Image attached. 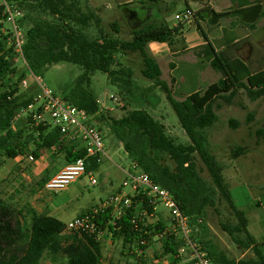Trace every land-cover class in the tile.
Masks as SVG:
<instances>
[{
	"label": "trees",
	"instance_id": "obj_1",
	"mask_svg": "<svg viewBox=\"0 0 264 264\" xmlns=\"http://www.w3.org/2000/svg\"><path fill=\"white\" fill-rule=\"evenodd\" d=\"M6 1L17 8L26 6L33 12L43 11L57 19L55 22L34 21L27 26L25 10L21 9L24 13L20 24L25 36L23 56L27 64L26 71L40 77L48 68L62 63L82 68L83 74L63 100L86 111L93 117V124L100 131L102 126H106L110 134L122 144L133 164L157 185L169 191L190 220L193 241L201 246L213 264H264L260 246L249 232L247 215L235 206L223 176L224 168L209 151L205 137V130L214 127L218 121L215 107L218 101L231 105L240 91H245L253 102L264 98V87L254 89L249 85V81L256 74L262 73L264 67L254 68L257 61H243L250 75L246 81H235L228 68L238 60L237 53L242 50V46L229 42L226 43L225 50L217 51L214 44L206 41L204 46L198 48V57L200 61L203 58L202 61L220 73L222 78L206 91L193 93L186 100L178 101L167 83L161 80L160 65L150 54L148 45L159 43L173 47L178 35L184 30L183 26L171 28L166 23L157 24L147 20V12L151 8L146 7L128 10L129 18H145L143 26L132 32L131 41L124 42L113 38L93 40L83 30L93 20L98 23L99 20L93 13H82L76 4L68 3V0ZM252 10L260 11L261 7L257 6ZM234 14H217L205 7L193 13V20L203 34L201 22L216 25L222 18ZM263 17L264 11L261 10L255 21ZM4 27L3 11L0 9V156L15 160L25 156L33 147L31 154L35 160H39L44 151H56L64 155L68 164L86 159V171L98 172L100 164L95 158H87L81 142L67 143L59 130L37 126L31 117L18 120V116L34 102L36 95L29 94L31 88L23 91L19 87L27 78L26 71L21 72L16 67L15 60L19 59V55L15 52L13 35H5L2 32ZM254 27L255 24L252 28ZM127 53L140 55L144 65L142 75L153 82L152 87H139L132 70L119 63L117 57ZM203 63L199 62L198 66ZM115 66H119V69ZM96 72L108 76L129 107L147 103L154 99L155 90H162L189 143L177 144L167 135L165 127L145 109L135 107L120 118L103 113L96 94L90 89ZM186 74L189 77L187 72ZM231 125L238 127L234 120ZM245 154L246 149L238 147L234 150L233 157L236 159ZM198 161L206 167L211 182L201 176ZM134 201L138 210L148 207L145 202L140 205L137 198ZM222 201L228 205L230 219L220 222L221 229L240 249L252 250L254 258L230 259L208 239V210H216ZM136 214L134 207L128 210L119 221V231L113 232L114 236L123 239L124 247H130V252L140 247L141 240L148 244L151 237H158L169 225V221L159 215L157 224H140L136 229L131 223ZM109 217L110 212L98 216L97 223L102 229L106 227ZM64 231L65 224L56 218L38 214L30 207L18 210L0 197V264H41L46 254L54 263L61 257L65 259L63 264H101L100 243L83 235L66 236ZM110 231H113L112 228ZM160 241L163 254L171 258L168 264H192L179 257V250L184 245L181 237L168 236ZM146 247L140 249L144 250Z\"/></svg>",
	"mask_w": 264,
	"mask_h": 264
},
{
	"label": "rangeland",
	"instance_id": "obj_2",
	"mask_svg": "<svg viewBox=\"0 0 264 264\" xmlns=\"http://www.w3.org/2000/svg\"><path fill=\"white\" fill-rule=\"evenodd\" d=\"M200 1L205 2V0H68V3L76 4L82 13L95 14L99 23L97 20H93L90 26L83 30L93 40L113 38L124 42L131 41L132 32L143 26L142 22L145 18H129L128 10L146 7L151 8L147 12L149 13L147 20H152L157 24L166 23L170 27L175 26V28L183 26L186 30L178 35L175 45L171 48L172 53L178 54L157 61L162 71L161 80L167 83L174 97L178 101H182L189 94L206 91L208 87L217 84L222 78L220 73L202 61L203 58L201 61L197 60L198 54L195 53L198 52V48L194 49L195 53L187 51L188 44L185 36L186 33L197 32L195 21L192 19L191 22H181L177 19L188 10L196 13ZM21 9L25 10V25L27 26L34 21L55 22L57 20L43 11L33 12L26 6ZM143 13L145 14V12ZM200 24L204 33L210 35L214 33V29L207 22ZM6 27L10 29L9 25ZM78 29L81 28L78 27ZM239 33L243 37L249 32L240 30ZM199 35L203 39L201 33ZM216 45L221 47L220 43ZM257 45L261 46V44ZM151 55L154 57L153 54ZM247 56L248 48H245L241 60H235L229 65V72L235 81H246L250 75L243 63ZM117 59L123 67L132 70L133 78L139 87L153 86V82L142 75L144 65L139 54L127 53ZM196 61L204 63L198 66L194 63ZM256 64L257 66L254 68L264 67V61H257ZM15 65L21 72L27 69L20 59L15 60ZM176 66L178 70L172 73ZM115 68L119 69V66H115ZM82 74L81 67L62 63L48 68L39 78L44 86L58 98L63 99ZM26 76L31 88L29 94L38 96L41 91L35 82V77L30 71H26ZM249 85L254 89L264 87V72L255 75L254 79L249 81ZM90 89L96 94L103 113L120 118L135 107L145 109L165 127L167 135L177 144L189 143L187 135L182 130L178 118L162 90H155L154 99H150L147 103L129 107L120 96L119 89L109 81L108 76L104 73L96 72L94 74ZM215 107L218 121L214 127L205 130L207 147L223 166V176L234 204L247 215L249 232L256 238L264 255V98L253 102L245 91H240L231 105L224 101H218ZM232 120L238 123V127L231 125ZM102 132L106 157H103L99 171L94 173V178L98 182L96 186L91 185L88 176H84L67 186L63 191H46L44 184L49 175L56 173L57 164H59L56 163L57 160L61 159L65 164L67 162L64 155L58 154L56 151H44L43 157L35 160L31 154L34 148L31 147L24 156V160L19 163L0 156V197L18 210L30 207L40 213L45 210L46 204L53 211L54 218L67 224L96 208H100L119 190L129 192L128 188H123V184L127 180L125 170L131 169L133 162L125 153L122 144L110 134L106 126H102ZM238 147L245 148L247 154L235 159L233 152ZM46 163L49 164L48 167L43 170L37 169L38 166ZM198 169L201 176L211 182L206 167L200 161H198ZM258 201H261L262 206H257ZM156 208L165 220H170V211L164 204L158 203ZM256 216L258 220H256ZM228 219H230V211L225 201L218 204L216 210L209 209L207 224L210 234L208 239L220 251L225 252L230 259L254 258L252 250L240 249L223 232L220 222ZM146 223L153 226L151 220ZM65 235L72 236L71 234ZM106 241L110 245L107 247L108 251L106 252L105 249L104 252L105 254L112 253L113 257L110 259V255H107L105 263L108 260L112 262L111 264H168L171 262V258L163 254L162 242L158 237H151L144 249V255L130 253L129 248L124 247L121 237L106 235ZM59 258V261L54 263L46 254L41 264L65 263V259Z\"/></svg>",
	"mask_w": 264,
	"mask_h": 264
},
{
	"label": "built area",
	"instance_id": "obj_3",
	"mask_svg": "<svg viewBox=\"0 0 264 264\" xmlns=\"http://www.w3.org/2000/svg\"><path fill=\"white\" fill-rule=\"evenodd\" d=\"M0 9L3 11L5 23L2 32L5 35L8 33L13 35L15 52L27 67L23 56L25 36L20 24L24 13L20 8L12 6L6 0H0ZM177 19L181 22H191L193 13L188 10L182 17L178 16ZM6 25H9L10 29ZM33 76L41 93L18 116V120L31 117L37 126L40 125L59 130L67 143L81 142L86 150L87 158H95L97 163L101 164L103 157H106L104 136L103 132L93 124V117L88 115L86 111L73 107L63 99L58 98L49 88L43 85L39 77H36L34 74ZM19 87L23 91L29 90L30 85L27 78L20 83ZM84 176L89 177L91 185L96 186L98 184L94 178V173L86 171V159H79L74 163L67 164L59 174L44 184V188L48 192L63 191L67 186ZM126 176L127 180L124 182L123 188H128L129 192L121 190L112 195L100 208H96L65 224L64 234L87 236L103 244L106 235L113 236V232L119 231V221L133 207L136 209L137 214L133 217L131 223L136 229L140 224L151 225L146 223L149 220L152 221V225L157 224L160 214L156 206L158 203H161L170 211V220H168V227L158 236V239L164 240L168 236L181 237L184 245L179 250L180 258L192 264H213L201 246L193 241L190 220L181 211L169 191L157 185L147 174L141 172L135 164L126 173ZM135 198L139 199L140 205L145 202L148 207L138 210L137 206H134ZM107 212H110V217L106 223V227L102 229L97 223V218ZM110 228L113 231H110ZM139 246L145 247L147 246V242L141 240ZM140 247L136 251L131 252L133 254L144 255V250L140 249ZM128 248L130 251V247Z\"/></svg>",
	"mask_w": 264,
	"mask_h": 264
},
{
	"label": "crops",
	"instance_id": "obj_4",
	"mask_svg": "<svg viewBox=\"0 0 264 264\" xmlns=\"http://www.w3.org/2000/svg\"><path fill=\"white\" fill-rule=\"evenodd\" d=\"M257 6H260L261 10L264 11V0H207L205 2H201V1L200 3L198 2V8L196 12L207 7L213 10L217 14H234V13L235 14L229 17L222 18L216 25H210L214 29V33L212 35L206 32L205 33L203 32L202 34L198 30L197 26L195 25L197 32L195 33L194 31H192L191 33H188V34L186 33V36H185L186 42L188 44L187 51L190 53L191 52L195 53L194 49L204 46L206 44V41L214 44V46H216L217 48V51H223L227 48L225 46L226 43L234 42L232 45L242 46V50L237 53L239 57L238 59L242 58V55L245 52V48H248L247 59H244L243 61L245 62H254L258 60L263 61L264 60V17L261 18L259 21H255L257 14L261 11V10L260 11L252 10L254 7H257ZM254 24H255V27L252 28ZM171 28H175V26ZM185 30L186 29L184 28L183 32ZM202 30H203V27H202ZM240 30H246L249 33L245 34V36L242 37L239 33ZM200 33L203 39H201V36L199 35ZM217 43H220V46H221L220 48L216 45ZM257 44H261V46H258ZM171 48L172 47L168 46L167 44L150 43L148 45L149 51L151 52V54L154 55V57L156 58L158 62L164 59L165 57H171L172 55L178 54V53H172ZM195 54H198V52H196ZM196 58L198 61H200L199 57H196ZM194 63L198 64L199 62L196 61ZM177 70H178V67L176 66L172 70V73L176 72ZM189 96L190 94L186 96L185 98L182 97L183 98L182 101H184ZM23 158L24 156L18 157L17 159L13 161L16 163H19L24 160ZM56 163H59L57 164L58 169L56 173L54 175H49L48 180L45 183H47L49 180H51L53 177L59 174L68 164V163L67 164L63 163L61 159L57 160ZM48 166L49 164L47 163L43 165L41 164L40 166H38L37 169L41 168V170H43V168L48 167ZM129 170H125V174ZM257 206L259 207L262 206L261 201L257 202ZM38 214L48 215V216L53 217V211H51L50 208L46 204H45V210L41 211ZM256 220H258L257 216H256ZM109 245L110 243H108V241L106 242L104 241V243L101 244V248H102L101 264H111L112 263L110 260H108V262L105 263V258L107 255L108 256L110 255V259H112L113 257L112 253L105 254L104 252L105 249H106V252L108 251L107 247H109Z\"/></svg>",
	"mask_w": 264,
	"mask_h": 264
}]
</instances>
